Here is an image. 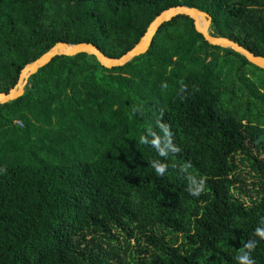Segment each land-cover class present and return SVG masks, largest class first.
<instances>
[{"label": "trees", "instance_id": "16d2710c", "mask_svg": "<svg viewBox=\"0 0 264 264\" xmlns=\"http://www.w3.org/2000/svg\"><path fill=\"white\" fill-rule=\"evenodd\" d=\"M176 5L206 12L212 35L264 57V0H0V92L57 42L120 57ZM149 130L177 151L141 144ZM257 227L264 70L209 45L186 16L120 67L54 57L0 104V264H236L250 238L264 264Z\"/></svg>", "mask_w": 264, "mask_h": 264}, {"label": "water", "instance_id": "95a60500", "mask_svg": "<svg viewBox=\"0 0 264 264\" xmlns=\"http://www.w3.org/2000/svg\"><path fill=\"white\" fill-rule=\"evenodd\" d=\"M179 15L190 18L195 31L198 32L209 45L230 49L243 56L250 64L264 70V57L254 55L238 43L226 37L212 35L210 31L211 17L206 12L185 5H176L164 9L157 14L149 23L138 42L130 50L117 58L106 56L91 43H55L38 58L25 64L21 68L15 85L7 92H0V104L9 103L21 97L25 91V86L27 85L29 77L34 75L39 69L47 65L57 56H74L83 53L93 56L102 67L108 69L123 66L135 57L144 54L150 47L153 37L161 25L171 21Z\"/></svg>", "mask_w": 264, "mask_h": 264}, {"label": "clouds", "instance_id": "9594fccd", "mask_svg": "<svg viewBox=\"0 0 264 264\" xmlns=\"http://www.w3.org/2000/svg\"><path fill=\"white\" fill-rule=\"evenodd\" d=\"M161 130L164 133V136L167 137L169 135L168 129L166 125L160 124L159 125ZM149 134L152 135V139L151 141H148L146 139V137L144 135H141L139 137V142L141 144H146V143H150L157 151V154L159 156H166L167 152L165 149L170 150L171 152H176L177 149L171 145V143H166L164 145V147H161V142H160V138L155 136L154 134L151 133V131L149 130ZM153 168L156 172L157 175H161L164 173L165 171V167L162 163H153ZM193 183H195L193 181ZM202 181L200 182V184L196 185L195 187H189L187 190L189 192V194L193 197H197L199 196L200 192H201V188H202ZM254 235L256 237H260L261 239H264V228L262 227H257L254 230ZM256 244V240L254 239H248L243 246L239 249L238 254L235 257V261L236 264H254V260L251 256V252L253 250V248L255 247Z\"/></svg>", "mask_w": 264, "mask_h": 264}, {"label": "rangeland", "instance_id": "374dc122", "mask_svg": "<svg viewBox=\"0 0 264 264\" xmlns=\"http://www.w3.org/2000/svg\"><path fill=\"white\" fill-rule=\"evenodd\" d=\"M246 72L250 74V73L252 72L251 68L247 66V70H246ZM258 74H259L258 72H254L252 75L256 76V75H258ZM251 79H252V77H251ZM15 122H16V121H15ZM241 169H242V171H246V170H247V169H244L243 167H241ZM111 231H112V232H111L112 236L115 237V238H117V241H116L115 243L119 242L120 245L123 246L124 244H123V242H122V241H123L122 238H124V237L127 238V237L124 235L125 233H119L118 231L116 232V230H114V229H112ZM140 240H141V243L143 244L145 239H144V238H141ZM128 243L130 244V247H133V250H137V249H138V245H137V244H134L135 241H134L133 238H132V239H129V240H128ZM141 243H140V244H141Z\"/></svg>", "mask_w": 264, "mask_h": 264}, {"label": "built area", "instance_id": "2783aa9c", "mask_svg": "<svg viewBox=\"0 0 264 264\" xmlns=\"http://www.w3.org/2000/svg\"><path fill=\"white\" fill-rule=\"evenodd\" d=\"M15 124L18 126H22V124L19 121H16Z\"/></svg>", "mask_w": 264, "mask_h": 264}]
</instances>
